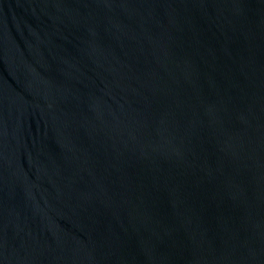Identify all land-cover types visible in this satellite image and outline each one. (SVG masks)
<instances>
[{"label":"water","instance_id":"obj_1","mask_svg":"<svg viewBox=\"0 0 264 264\" xmlns=\"http://www.w3.org/2000/svg\"><path fill=\"white\" fill-rule=\"evenodd\" d=\"M0 264H264V0H0Z\"/></svg>","mask_w":264,"mask_h":264}]
</instances>
